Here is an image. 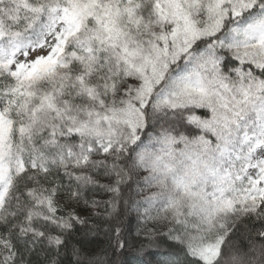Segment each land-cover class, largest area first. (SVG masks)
Here are the masks:
<instances>
[{
    "label": "snow or ice",
    "instance_id": "1",
    "mask_svg": "<svg viewBox=\"0 0 264 264\" xmlns=\"http://www.w3.org/2000/svg\"><path fill=\"white\" fill-rule=\"evenodd\" d=\"M0 264H264V0H0Z\"/></svg>",
    "mask_w": 264,
    "mask_h": 264
}]
</instances>
